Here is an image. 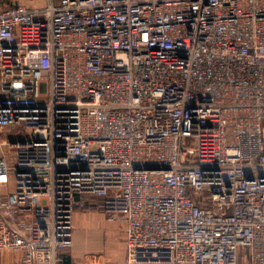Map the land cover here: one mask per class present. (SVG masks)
Listing matches in <instances>:
<instances>
[{
  "label": "built area",
  "instance_id": "obj_1",
  "mask_svg": "<svg viewBox=\"0 0 264 264\" xmlns=\"http://www.w3.org/2000/svg\"><path fill=\"white\" fill-rule=\"evenodd\" d=\"M98 207L126 264H264V0L0 7V264Z\"/></svg>",
  "mask_w": 264,
  "mask_h": 264
},
{
  "label": "crops",
  "instance_id": "obj_2",
  "mask_svg": "<svg viewBox=\"0 0 264 264\" xmlns=\"http://www.w3.org/2000/svg\"><path fill=\"white\" fill-rule=\"evenodd\" d=\"M52 1L57 2L58 0ZM47 2L48 0H19V3L30 7L41 6ZM73 224V245L62 252L67 264H126L125 226L123 224L108 222L100 207L77 210ZM104 238L111 239V245L106 248L103 245ZM40 256L43 254L39 252L37 254L38 264H45L39 262Z\"/></svg>",
  "mask_w": 264,
  "mask_h": 264
},
{
  "label": "rangeland",
  "instance_id": "obj_3",
  "mask_svg": "<svg viewBox=\"0 0 264 264\" xmlns=\"http://www.w3.org/2000/svg\"><path fill=\"white\" fill-rule=\"evenodd\" d=\"M15 2L16 3L17 2L19 3V0H0V6L7 5V4H12V3H15ZM188 149H189V151H190L191 154H194L195 155V153L197 152V146H196L195 140H190ZM110 241H111V239L109 240L107 238H104V240H103L104 248H106L108 245H111V242ZM116 246H118V243H116ZM4 257H7V256L0 255V258H4Z\"/></svg>",
  "mask_w": 264,
  "mask_h": 264
},
{
  "label": "trees",
  "instance_id": "obj_4",
  "mask_svg": "<svg viewBox=\"0 0 264 264\" xmlns=\"http://www.w3.org/2000/svg\"><path fill=\"white\" fill-rule=\"evenodd\" d=\"M10 5H12V4H7V5H5V6H10Z\"/></svg>",
  "mask_w": 264,
  "mask_h": 264
}]
</instances>
